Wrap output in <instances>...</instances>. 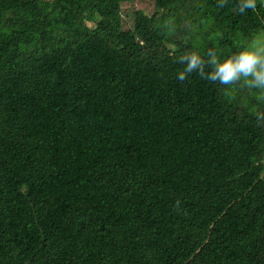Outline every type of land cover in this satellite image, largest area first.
<instances>
[{
	"label": "trees",
	"instance_id": "1",
	"mask_svg": "<svg viewBox=\"0 0 264 264\" xmlns=\"http://www.w3.org/2000/svg\"><path fill=\"white\" fill-rule=\"evenodd\" d=\"M132 1L0 0V264H264V100L176 78L264 0Z\"/></svg>",
	"mask_w": 264,
	"mask_h": 264
},
{
	"label": "clouds",
	"instance_id": "2",
	"mask_svg": "<svg viewBox=\"0 0 264 264\" xmlns=\"http://www.w3.org/2000/svg\"><path fill=\"white\" fill-rule=\"evenodd\" d=\"M227 0H220L219 7H224ZM256 8V0H239L238 11L243 13ZM205 60L193 52L180 57L184 69L179 72L177 79L183 82L193 72L201 79L217 83L226 87L241 85L260 92L258 99L264 100V40L254 41L253 45L221 61L215 51L208 52ZM210 68V71H206ZM228 94L227 92L225 93Z\"/></svg>",
	"mask_w": 264,
	"mask_h": 264
},
{
	"label": "rangeland",
	"instance_id": "3",
	"mask_svg": "<svg viewBox=\"0 0 264 264\" xmlns=\"http://www.w3.org/2000/svg\"><path fill=\"white\" fill-rule=\"evenodd\" d=\"M142 11L151 16L155 12V3L152 0H134L129 3H122L120 15L123 30L133 28V14L135 11ZM261 40H258V42Z\"/></svg>",
	"mask_w": 264,
	"mask_h": 264
},
{
	"label": "bare ground",
	"instance_id": "4",
	"mask_svg": "<svg viewBox=\"0 0 264 264\" xmlns=\"http://www.w3.org/2000/svg\"><path fill=\"white\" fill-rule=\"evenodd\" d=\"M214 116V115H213Z\"/></svg>",
	"mask_w": 264,
	"mask_h": 264
}]
</instances>
